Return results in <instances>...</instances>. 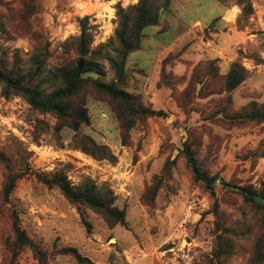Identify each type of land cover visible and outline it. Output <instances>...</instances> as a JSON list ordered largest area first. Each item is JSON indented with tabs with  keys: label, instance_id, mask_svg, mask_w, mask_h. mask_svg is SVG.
Masks as SVG:
<instances>
[{
	"label": "rangeland",
	"instance_id": "374dc122",
	"mask_svg": "<svg viewBox=\"0 0 264 264\" xmlns=\"http://www.w3.org/2000/svg\"><path fill=\"white\" fill-rule=\"evenodd\" d=\"M137 2L0 0V59L25 64L39 43L48 42L51 63H56L62 44L79 36L78 18L84 16H90L91 24L97 26L93 32L96 47L115 32L116 5L127 8ZM236 2L173 0L172 11L165 13L161 25L145 30L143 49L127 60L128 91L168 116L138 123L129 146L121 143L109 103L88 96L91 124L82 132L108 145L118 158L115 165L70 147L74 134L70 129L62 131L58 142L52 134L56 123L52 114L32 110L21 97L5 99L0 91V150L16 172L27 169L5 202L2 190L7 171L0 164V264H10L7 242L14 239L13 212L19 214L34 243L47 253L48 264H78L73 256L61 253L65 247L77 248L94 264H195L211 255L215 217L209 212L214 200L195 182L181 153L184 143L195 146L202 171L218 174L232 186H259L264 181V123L226 125L211 116L226 95L199 97L202 76L196 68L202 70L210 60H216L225 73L229 62L240 60L249 77L232 93L234 108L239 110L251 102L264 104V62L256 64L252 59L260 56L264 61V0H252L254 12L249 19H242L243 28L238 24L241 8ZM170 54L172 60L163 65ZM108 73L110 79L111 70ZM162 73L182 81L156 88ZM183 93L188 94V100L180 107L176 99ZM37 119L51 127L39 143L34 135ZM169 157L176 160L171 178L153 203H144L146 188ZM62 169L73 185L91 178L98 186H108L116 197L115 205L126 212V225L109 229L89 212L93 229L88 233L77 209L58 188H48L38 177ZM217 198L227 226H251V233L239 240L230 261L247 264L255 232L253 213L232 187L226 190L218 185ZM17 263L38 264L30 248L21 252Z\"/></svg>",
	"mask_w": 264,
	"mask_h": 264
},
{
	"label": "trees",
	"instance_id": "16d2710c",
	"mask_svg": "<svg viewBox=\"0 0 264 264\" xmlns=\"http://www.w3.org/2000/svg\"><path fill=\"white\" fill-rule=\"evenodd\" d=\"M216 1L226 5V0ZM236 4L241 8L238 24L243 28L242 19H249L254 12L252 0H237ZM172 8L173 0H138L127 8L118 3L115 7L117 27L114 34L107 42L96 47L93 32L97 26L91 24L90 16L78 18L80 34L69 37L62 44L56 63H51L53 58L48 42L39 43L25 64L22 60L11 64L3 58L0 59L1 96L5 99L21 97L32 110L52 114L56 119L52 134L58 142L61 140L62 131L70 129L74 133L69 142L70 147L95 160L117 164L118 158L108 145L98 143L92 136L82 132L84 126L91 124L87 98L90 95L109 103L119 125L123 146H129L131 132L138 123H143L150 117L168 116L164 110L145 105L139 94L128 91L127 60L132 53L143 49L145 30L149 27H159L162 17L171 12ZM16 58L21 59L20 56ZM252 59L256 64L264 62L260 56H252ZM171 60L170 54L163 60V65L169 64ZM108 69L112 72L110 79ZM196 71L202 76L200 98L226 95L224 103H219L216 111L211 114L214 119L229 126L264 123V104L251 102L239 110L234 108L232 93L249 77V71L240 60L229 62L225 73L222 67L217 66L216 60H210L202 70L198 67ZM181 81L180 78H171L162 73L155 82V87H172V84L179 85ZM215 83H218V86ZM187 100V93L179 95L176 99L180 107ZM219 115L221 118H218ZM50 128L45 121L37 119L34 131L36 143H39L41 135L48 133ZM61 145L63 147V144ZM194 147L193 143L185 142L181 153L187 160L195 182L201 183L214 200L209 213L215 217V239L211 255L195 264H231L230 261L239 247V240L246 239L251 233V226L246 223L241 228L227 226L217 198L218 185L226 190L232 187L253 213L255 232L247 264H264V181L259 186H232L218 174L211 175L201 170ZM0 164L7 171L2 190L3 200L7 202L15 191L18 180L27 173V169L16 172L10 158L1 150ZM175 165L176 160H171L170 157L166 159L160 173L153 176L152 184L146 188L142 197L144 203H153L158 191L171 178ZM38 177L48 188H58L64 198L77 209L88 233L93 229L87 216L89 212L99 216L109 229L126 225V212L115 205L116 197L108 186H98L91 178H86L79 185H73L67 171L63 169L50 174H39ZM11 216L14 239L7 242L10 264H16L21 252L26 248L33 251L38 264H48L47 253L34 243L22 226L19 214L13 212ZM61 253L73 256L78 264H94L75 247L62 248Z\"/></svg>",
	"mask_w": 264,
	"mask_h": 264
},
{
	"label": "water",
	"instance_id": "95a60500",
	"mask_svg": "<svg viewBox=\"0 0 264 264\" xmlns=\"http://www.w3.org/2000/svg\"><path fill=\"white\" fill-rule=\"evenodd\" d=\"M176 152H179V150H176Z\"/></svg>",
	"mask_w": 264,
	"mask_h": 264
}]
</instances>
